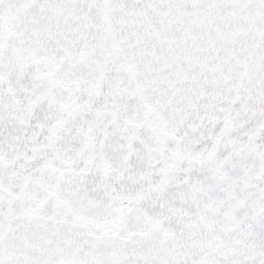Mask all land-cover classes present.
<instances>
[{
	"label": "snow or ice",
	"instance_id": "obj_1",
	"mask_svg": "<svg viewBox=\"0 0 264 264\" xmlns=\"http://www.w3.org/2000/svg\"><path fill=\"white\" fill-rule=\"evenodd\" d=\"M0 264H264V0H0Z\"/></svg>",
	"mask_w": 264,
	"mask_h": 264
}]
</instances>
